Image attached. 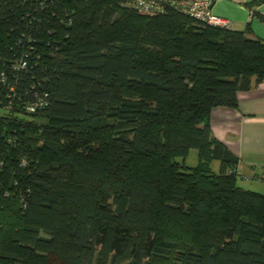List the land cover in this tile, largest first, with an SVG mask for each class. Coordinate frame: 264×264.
Masks as SVG:
<instances>
[{"label":"trees","instance_id":"trees-1","mask_svg":"<svg viewBox=\"0 0 264 264\" xmlns=\"http://www.w3.org/2000/svg\"><path fill=\"white\" fill-rule=\"evenodd\" d=\"M132 1L0 0V264H264V193L211 127L264 40Z\"/></svg>","mask_w":264,"mask_h":264},{"label":"crops","instance_id":"crops-1","mask_svg":"<svg viewBox=\"0 0 264 264\" xmlns=\"http://www.w3.org/2000/svg\"><path fill=\"white\" fill-rule=\"evenodd\" d=\"M251 0H216L214 11L230 20L228 28L244 30L251 24L252 37L264 40V23L246 5ZM264 15V2L256 6ZM238 108L216 107L211 114L214 136L238 157V175L253 179L264 167V81L238 93ZM255 191V190H254Z\"/></svg>","mask_w":264,"mask_h":264},{"label":"built area","instance_id":"built-area-1","mask_svg":"<svg viewBox=\"0 0 264 264\" xmlns=\"http://www.w3.org/2000/svg\"><path fill=\"white\" fill-rule=\"evenodd\" d=\"M215 3L216 0H133L131 5L140 14L158 15L172 9L199 22L215 27L228 28L230 20L215 13ZM26 63L27 61L23 60L17 66L24 67ZM40 107L41 105L33 104L28 109L34 112ZM252 178L264 182V167Z\"/></svg>","mask_w":264,"mask_h":264},{"label":"rangeland","instance_id":"rangeland-1","mask_svg":"<svg viewBox=\"0 0 264 264\" xmlns=\"http://www.w3.org/2000/svg\"><path fill=\"white\" fill-rule=\"evenodd\" d=\"M3 112H5V110L0 107V113ZM177 160L179 162H183V158H178ZM198 162H199L198 151L197 149L192 148L185 159V164L189 167H195L197 166ZM220 166L221 163L219 160H214L211 164L212 170L216 173L219 172ZM238 185L247 190H255L257 192L264 193V182L258 179L249 180L246 177L239 175Z\"/></svg>","mask_w":264,"mask_h":264}]
</instances>
